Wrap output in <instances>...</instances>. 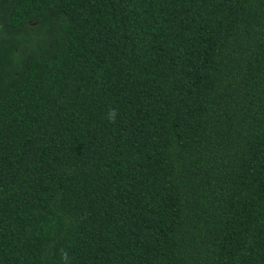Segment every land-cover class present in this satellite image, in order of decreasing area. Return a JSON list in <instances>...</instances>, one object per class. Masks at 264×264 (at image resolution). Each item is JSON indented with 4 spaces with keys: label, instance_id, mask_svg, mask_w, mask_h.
Returning a JSON list of instances; mask_svg holds the SVG:
<instances>
[{
    "label": "trees",
    "instance_id": "16d2710c",
    "mask_svg": "<svg viewBox=\"0 0 264 264\" xmlns=\"http://www.w3.org/2000/svg\"><path fill=\"white\" fill-rule=\"evenodd\" d=\"M62 252L264 264V0H0V264Z\"/></svg>",
    "mask_w": 264,
    "mask_h": 264
},
{
    "label": "clouds",
    "instance_id": "9594fccd",
    "mask_svg": "<svg viewBox=\"0 0 264 264\" xmlns=\"http://www.w3.org/2000/svg\"><path fill=\"white\" fill-rule=\"evenodd\" d=\"M117 115H118L117 110L109 109L108 114H107V119L109 120V122L115 123ZM61 258H62V261H64V264H67V262H68V253L67 252H62Z\"/></svg>",
    "mask_w": 264,
    "mask_h": 264
}]
</instances>
